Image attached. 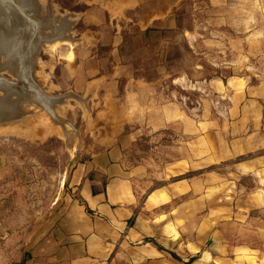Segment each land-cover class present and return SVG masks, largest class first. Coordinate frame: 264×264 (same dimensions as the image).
<instances>
[{"label":"rangeland","instance_id":"374dc122","mask_svg":"<svg viewBox=\"0 0 264 264\" xmlns=\"http://www.w3.org/2000/svg\"><path fill=\"white\" fill-rule=\"evenodd\" d=\"M31 3L32 11L26 9V16L43 21L39 34L68 40L65 43L56 36L54 41L35 34V43H29L33 81L38 90L57 98L53 104L63 127L54 121L45 104L36 103L29 91L17 86L22 74L12 71L1 52L4 67L0 77L12 84L7 91L0 88V97L17 103V107L10 120L0 116V236L18 231L21 237L33 231L42 233L47 218L53 219L49 213L55 210L75 162L87 158L91 149L107 144L118 133L135 129V158L156 156L155 142H150L154 135L143 139V118H138L140 122L134 119L143 113V95H139L143 82H158L153 91L157 87L165 101H178L181 115L188 116L198 129L206 110L212 112L218 100L216 95H203L195 87L180 86L179 80L203 82L238 75L251 83L264 82V0ZM142 7L145 11L162 8L164 19H170L171 24L163 25L157 19L141 32L133 9ZM98 8L104 11L103 20L95 15ZM110 34L118 35L121 41L111 45L107 42ZM26 113L29 120L23 117ZM206 118L210 124H221L214 113ZM209 126L190 139L198 142L210 129L208 141H218L217 129ZM173 130L165 132L163 145L186 139L181 130ZM166 154L160 156L164 161L158 165L161 169L170 160ZM248 159L241 157L237 162ZM235 165L210 164L206 170L212 175L213 228L226 237L223 244L240 252L245 264H264V170L257 176L242 174ZM201 167L203 161L197 155L195 176L203 180L200 176L205 170ZM205 184L203 181L201 190Z\"/></svg>","mask_w":264,"mask_h":264},{"label":"crops","instance_id":"0c3cea01","mask_svg":"<svg viewBox=\"0 0 264 264\" xmlns=\"http://www.w3.org/2000/svg\"><path fill=\"white\" fill-rule=\"evenodd\" d=\"M136 11L141 32L157 19L171 24L162 8ZM95 15L103 20V9ZM109 37L111 45L121 41L116 34ZM157 83L143 82V113L134 118H143V139L154 135L150 142H155L156 156L135 158V129L91 149L69 172L61 198L49 213L53 219L47 218L42 233L0 236V264H245L240 252L223 244L226 237L213 228L212 175L206 170L210 164L233 162L238 173L257 176L264 170V82L251 83L238 75L179 80L182 87L216 95L217 107L206 110L199 129L181 115L178 101H165L157 87L153 91ZM209 113L218 115L221 124H210ZM208 124L217 129L218 141H208L210 129L202 140L190 139ZM174 127L186 139L163 145L165 132H174ZM165 151L170 160L161 169ZM197 155L203 161V180L195 176ZM241 157L249 159L237 162ZM203 181L207 186L201 190Z\"/></svg>","mask_w":264,"mask_h":264},{"label":"water","instance_id":"95a60500","mask_svg":"<svg viewBox=\"0 0 264 264\" xmlns=\"http://www.w3.org/2000/svg\"><path fill=\"white\" fill-rule=\"evenodd\" d=\"M26 9L32 11L31 0H0V52H5L9 67L22 74L17 86L36 97V103L45 104L54 121L63 127L53 104L57 98L38 90L33 81L29 47V43H35V34L44 39H55L57 35H40L38 26H43V21L30 19ZM10 83L0 77L1 89L7 90ZM16 107L17 103L0 97V116L15 112Z\"/></svg>","mask_w":264,"mask_h":264},{"label":"bare ground","instance_id":"6f19581e","mask_svg":"<svg viewBox=\"0 0 264 264\" xmlns=\"http://www.w3.org/2000/svg\"><path fill=\"white\" fill-rule=\"evenodd\" d=\"M57 37H61V38L63 39L62 36H57ZM57 37H56V38H57ZM57 39H58V38H57ZM59 40H60V39H59ZM59 40H58V41H59ZM63 40L65 41V43L68 41V40H66V38L63 39ZM37 41H38V40H37ZM45 41H46V40H45ZM54 41H55V39H54ZM64 41H62V42H64ZM55 43L57 44V42H54V44H55ZM58 43H59V42H58ZM60 43H61V41H60ZM50 45H51V44H50ZM32 46H33V45H32ZM36 46H37V45H36ZM52 47H53V46H52ZM54 47H55V45H54ZM34 51H35V50H34ZM0 53H1V52H0ZM3 53H5V52H3ZM4 56H5V55H4ZM34 58H35V57H34ZM5 60H6V59H5ZM5 63H6V62H5ZM7 64H8V62H7ZM0 65H1V66H0V69H2L1 67H4V66H3L2 64H0ZM7 67H8V65H7ZM10 71H11V70H10ZM12 71H13V70H12ZM6 72H7V71H6ZM13 72H14V71H13ZM11 73H12V72H11ZM11 75H12V74H11ZM17 76H18V75H17ZM11 84H12V83H11ZM8 87H9V86H8ZM10 88H11V87H10ZM10 88H9V89H10ZM10 90H11V89H10ZM20 90H21V89H20ZM0 91H1V90H0ZM6 91H7V90H6ZM10 92H11V91H10ZM3 93H4V91H3ZM5 94H6V93H5ZM8 94H9V93H8ZM5 97H6V96H5ZM23 97H24V96H23ZM27 98L29 99V97H27ZM30 98H31V97H30ZM32 98H33V97H32ZM35 98H36V97H35ZM13 100H14V99H13ZM58 100H59V99H58ZM35 101H36V100H35ZM15 102H16V101H15ZM54 102H55V101H54ZM58 103H59V101H58ZM38 104H39V103H38ZM43 105H44V104H43ZM30 108H32V107H30ZM42 108H43V107H42ZM44 108H45V106H44ZM56 109H57V108H56ZM33 110H34V109H33ZM41 111H42V110H41ZM36 112H38V111H36ZM18 113H19V112H18ZM20 113H21V111H20ZM30 115H31V114H30ZM36 115H37V114H36ZM39 115H40V114H39ZM39 115H38V116H39ZM50 115H51V114H50ZM12 116H13V112H12V113H9V114H7V115H4L3 117H5L6 120H8V119L10 120V119L12 118ZM21 116H23V115H21ZM26 116H27V119H28L29 114L26 113V115L24 114L23 117L26 118ZM40 116H41V115H40ZM32 117H33V116H32ZM34 117H35V116H34ZM30 118H31V117H30ZM38 118H39V117H38ZM42 118H43V117H42ZM36 119H37V118H36ZM28 120H29V119H28ZM28 120H27V121H28ZM40 120H41V119H40ZM27 121H26V122H27ZM16 122H17V121H16ZM23 122H24V121H23ZM33 122H34V121H33ZM37 122H38V121H37ZM8 123H9V122H8ZM17 123H18V122H17ZM27 123H29V121H28ZM35 123H36V122H35ZM38 123H39V125H40V122H38ZM41 123H42V122H41ZM47 123H48V122H47ZM54 123H55V122H54ZM18 124L20 125V123H18ZM44 124H45V123H44ZM44 124H43V125H44ZM4 125H5V124H4ZM6 125L8 126L9 124H6ZM6 125H5V126H6ZM28 125H29V124H28ZM30 125H31V124H30ZM1 126H2V124H1ZM13 126H14V125H13ZM34 126H35V125H34ZM34 126H33V127H34ZM41 126H42V125H41ZM48 126H49V125H48ZM48 126H47V128H48ZM8 127H10V125H9ZM16 127H17V125H16ZM24 127H25V126H24ZM27 127H28V126H27ZM38 127H39V126H38ZM43 127H44V126H43ZM6 128H7V127H5V129H6ZM13 128H14V127H13ZM25 128H26V127H25ZM8 129H9V128H8ZM18 129H19V128H18ZM20 129H21V128H20ZM20 129H19V130H20ZM29 129L31 130L30 127H29ZM41 129H42V127H41ZM45 129H46V128H45ZM3 130H4V129H3ZM9 130H10V129H9ZM26 130H27V129H26ZM26 130H25V132L28 131V130H27V131H26ZM33 130H34V129H33ZM48 130H49V129H48ZM11 131H12V130H11ZM41 131H42V130H41ZM0 132H1V131H0ZM4 132H5V131H4ZM29 132H30V131H29ZM51 132H52V131H51ZM19 133L21 134V132H19ZM46 133H47V132H46ZM56 134H57V133H56ZM29 137H30V136H29Z\"/></svg>","mask_w":264,"mask_h":264}]
</instances>
